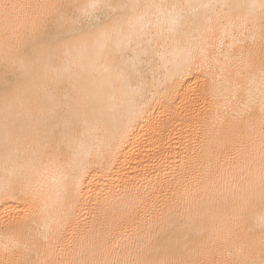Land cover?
<instances>
[{
    "label": "snow or ice",
    "instance_id": "6c2138e0",
    "mask_svg": "<svg viewBox=\"0 0 264 264\" xmlns=\"http://www.w3.org/2000/svg\"><path fill=\"white\" fill-rule=\"evenodd\" d=\"M18 7L29 10L23 24L14 15ZM216 25L221 34L212 43ZM200 74L214 102L227 88L221 123L233 132L259 107L264 204V0H40L26 6L0 0V184L35 203L45 187L41 180L51 176L60 209L52 216L40 204L4 225L0 252L18 258L0 264H38L32 256L42 245L57 247L94 159L114 157L147 108L170 109L179 99L176 85ZM162 115L170 117L163 107ZM217 144L227 147L226 140ZM213 151L210 142V159ZM255 163L245 160L249 170ZM183 166V160L175 165ZM97 203L116 215L124 198ZM237 211L243 217L246 207ZM257 226L259 253L240 248L222 264H264V214ZM181 238L182 232L174 244H154L151 234L138 237L129 241L128 257L100 261L96 254L107 249L108 238L94 236L68 264H195ZM145 250L156 258L142 257Z\"/></svg>",
    "mask_w": 264,
    "mask_h": 264
},
{
    "label": "bare ground",
    "instance_id": "6f19581e",
    "mask_svg": "<svg viewBox=\"0 0 264 264\" xmlns=\"http://www.w3.org/2000/svg\"><path fill=\"white\" fill-rule=\"evenodd\" d=\"M6 2L26 6L40 0ZM28 11L26 7L15 10L21 24ZM215 29L212 43L221 34L219 25ZM208 83L203 74L181 81L176 85L179 99L170 109L160 103L151 105L124 136L114 157L94 159L58 246L42 245L33 260L38 264H68L79 258L94 236L108 238L107 249L96 254L97 260L126 258L132 251L130 240L151 234L154 244H174L181 232L186 237L181 238V247H188L187 255L195 264H222L229 253L235 255L240 248L245 254L249 249L259 253L262 233L257 219L264 214L259 179L261 113L257 107L245 125L233 132L221 123L227 88L221 89L219 101L214 102L206 92ZM162 107L170 117L162 115ZM218 139L226 140L227 147L219 149ZM251 141L255 142L254 150ZM210 142L214 149L211 159L207 152ZM216 150L220 151L219 160ZM248 158L256 161L250 170L245 164ZM178 160L184 161L182 168L175 167ZM41 183L45 187L35 203L31 197L0 184V229L31 215L40 204H47L52 216L58 214L51 176ZM115 197L124 198L116 215L97 203ZM241 206L246 207L243 217L237 211ZM249 228L255 229L252 235H247ZM140 255L156 258V253L148 250ZM17 258L0 252V261ZM160 258H164L163 252Z\"/></svg>",
    "mask_w": 264,
    "mask_h": 264
}]
</instances>
